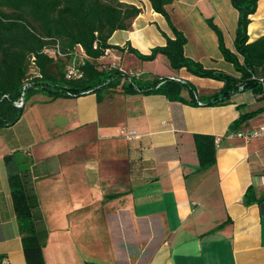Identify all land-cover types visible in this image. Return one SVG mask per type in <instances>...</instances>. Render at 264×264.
<instances>
[{
    "label": "crops",
    "instance_id": "crops-1",
    "mask_svg": "<svg viewBox=\"0 0 264 264\" xmlns=\"http://www.w3.org/2000/svg\"><path fill=\"white\" fill-rule=\"evenodd\" d=\"M118 1L141 11L109 44L128 43L148 54L165 44L162 33L173 37L148 0ZM167 10L186 37V57L238 76L207 24L211 19L234 52L238 12L230 0H176ZM247 34L249 42L264 36V0H258ZM108 58L138 77L189 82L194 96L185 88L183 101L121 91L100 102L92 93L31 97L20 119L0 129L2 264H25L3 162L15 151L29 161L45 264H264V198L243 203L249 187L256 198L264 194V136L239 135L264 124V100L238 91L225 104L208 105L221 81L173 70L164 55L142 61L110 49L98 62ZM250 112L255 114L227 133ZM121 128L138 138L126 140ZM194 134L216 139L215 164L199 173Z\"/></svg>",
    "mask_w": 264,
    "mask_h": 264
},
{
    "label": "trees",
    "instance_id": "trees-1",
    "mask_svg": "<svg viewBox=\"0 0 264 264\" xmlns=\"http://www.w3.org/2000/svg\"><path fill=\"white\" fill-rule=\"evenodd\" d=\"M175 1L148 0L152 10L165 18L173 37L162 33L165 44L142 54L128 43L126 47L108 43L115 31L131 28L132 20L141 11L134 5L118 0H0V129L14 125L22 116L25 103L39 93L51 99L92 93L100 102L121 91L160 94L169 101H183L181 92L189 88L194 96V87L189 82L174 78L155 76L146 78L142 85L136 84L129 71L120 70L119 65L98 62L110 49L125 51L142 61H153L158 55H164L173 70L184 68L196 76L221 81L223 86L206 98L208 105L225 104L238 91H251L264 100V36L249 42L247 34L250 16L256 11L258 0H230L238 12L234 52L226 48L221 30L211 19L207 20L224 61L232 65L238 76L207 69L185 56L186 37L174 26L167 10ZM55 42L62 51L71 50L76 45L82 47L88 57L82 78L66 77L68 57L54 58L44 53L43 49ZM31 71L34 74H30ZM121 78H126L128 85L121 82ZM21 96L23 105L17 107L15 102ZM254 114H241L228 126L227 133L236 131ZM193 142L198 161L194 172L199 173L215 164L216 139L211 135L194 134ZM3 162L25 264H45L44 244L37 233L34 218L29 161L15 151L5 155ZM262 198L264 194L256 198L249 187L243 203L249 205ZM3 259L4 256H0V264Z\"/></svg>",
    "mask_w": 264,
    "mask_h": 264
},
{
    "label": "built area",
    "instance_id": "built-area-1",
    "mask_svg": "<svg viewBox=\"0 0 264 264\" xmlns=\"http://www.w3.org/2000/svg\"><path fill=\"white\" fill-rule=\"evenodd\" d=\"M44 53L50 57L54 58H65L68 57V63L65 68V75L69 79H80L83 77V67L86 64L88 59L87 55L83 51L80 45H76L71 50L62 51L58 42H55L51 47H45L43 49ZM109 50L106 51L105 55L108 54ZM121 70V69H120ZM123 71V70H122ZM130 77H137L139 76L138 73L129 72ZM25 87V86H24ZM241 90V88H240ZM23 97L21 96L19 101L15 102L17 107H21L23 105ZM200 104L199 102H197ZM119 135L124 137L126 140H132L138 138V135L134 130H127L121 128L119 130ZM246 140L251 138H256L260 136H264V124H261L256 129L246 133V134H239Z\"/></svg>",
    "mask_w": 264,
    "mask_h": 264
},
{
    "label": "rangeland",
    "instance_id": "rangeland-1",
    "mask_svg": "<svg viewBox=\"0 0 264 264\" xmlns=\"http://www.w3.org/2000/svg\"><path fill=\"white\" fill-rule=\"evenodd\" d=\"M128 58H127V62H128ZM102 64H104V65H109V64H112L111 63V61H110V59L108 58V59H104L103 61H102ZM227 64V66H231V65H229V63H226ZM129 73V72H128ZM30 74H34L33 73V71H31V73ZM146 74H144V75H142L141 77H134L133 76V79H134V81H135V83L136 84H138V85H142V83L146 80ZM120 81L121 82H124L126 85H128V80L126 79V78H121L120 79ZM59 84H61V85H65V82H63V81H59ZM95 264H97L96 262H95Z\"/></svg>",
    "mask_w": 264,
    "mask_h": 264
}]
</instances>
